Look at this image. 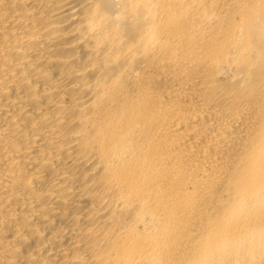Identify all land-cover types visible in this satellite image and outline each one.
I'll return each instance as SVG.
<instances>
[{
	"label": "bare ground",
	"instance_id": "bare-ground-1",
	"mask_svg": "<svg viewBox=\"0 0 264 264\" xmlns=\"http://www.w3.org/2000/svg\"><path fill=\"white\" fill-rule=\"evenodd\" d=\"M0 264H264V0H0Z\"/></svg>",
	"mask_w": 264,
	"mask_h": 264
}]
</instances>
